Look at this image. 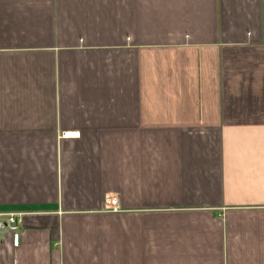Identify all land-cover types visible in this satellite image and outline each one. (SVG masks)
Wrapping results in <instances>:
<instances>
[{"label": "crops", "instance_id": "1", "mask_svg": "<svg viewBox=\"0 0 264 264\" xmlns=\"http://www.w3.org/2000/svg\"><path fill=\"white\" fill-rule=\"evenodd\" d=\"M7 214L0 264H264V0H0Z\"/></svg>", "mask_w": 264, "mask_h": 264}, {"label": "built area", "instance_id": "2", "mask_svg": "<svg viewBox=\"0 0 264 264\" xmlns=\"http://www.w3.org/2000/svg\"><path fill=\"white\" fill-rule=\"evenodd\" d=\"M108 205L116 204V200L108 199ZM22 225V217L18 214H7L5 216L0 215V233L2 231L9 232L13 235L14 245L17 247L20 242V232Z\"/></svg>", "mask_w": 264, "mask_h": 264}]
</instances>
